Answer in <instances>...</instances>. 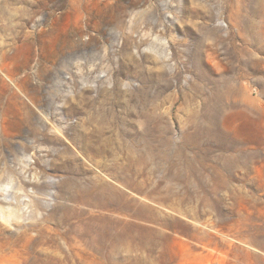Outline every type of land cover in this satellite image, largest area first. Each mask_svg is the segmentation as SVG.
<instances>
[{"label": "rangeland", "instance_id": "obj_1", "mask_svg": "<svg viewBox=\"0 0 264 264\" xmlns=\"http://www.w3.org/2000/svg\"><path fill=\"white\" fill-rule=\"evenodd\" d=\"M0 180V264H264V3L0 0ZM97 182L139 241L94 248Z\"/></svg>", "mask_w": 264, "mask_h": 264}, {"label": "bare ground", "instance_id": "obj_2", "mask_svg": "<svg viewBox=\"0 0 264 264\" xmlns=\"http://www.w3.org/2000/svg\"><path fill=\"white\" fill-rule=\"evenodd\" d=\"M259 1L264 3V0ZM89 140V136L78 137V141L81 144L82 149L86 153L93 155L94 152L97 151V149L96 147H94V144H92L94 143V141H91V143ZM143 161V159L139 160V162L141 163ZM32 169V165L29 162H25L22 166L21 172H19L18 170L14 172L16 175H18V177L16 176V178L19 180V183L22 186L27 185V174L31 175L33 172ZM0 186L3 187V184H1ZM8 188V184L5 185L6 191H9ZM124 199H127V196L122 190L106 182L94 183L92 187L86 188L85 190L81 191L79 195H73V200L76 203L87 205L88 207L97 208L102 212H106V214L102 213V215L97 218V225L95 227V230L93 229V232L96 235L94 240V248L98 251L108 250L110 248L115 249V247L119 245L136 243L141 239V237L133 235V232H131L130 230L132 228H139L143 230V228L138 227L133 221L127 219V216L130 213L129 216H132L134 219H142L146 213L148 214L150 212V209L145 206L143 207L134 201L130 204L123 205L122 202ZM8 202L9 201L7 200L0 201V208L1 205L10 204ZM90 212L91 210L81 212V214L85 216L89 215ZM5 247H7L11 251L17 250L15 244L11 242V240H5Z\"/></svg>", "mask_w": 264, "mask_h": 264}]
</instances>
